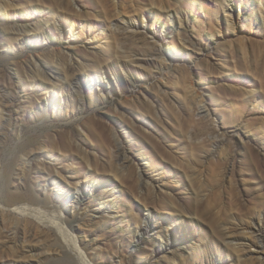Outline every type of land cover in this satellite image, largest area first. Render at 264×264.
<instances>
[{"label":"rangeland","instance_id":"374dc122","mask_svg":"<svg viewBox=\"0 0 264 264\" xmlns=\"http://www.w3.org/2000/svg\"><path fill=\"white\" fill-rule=\"evenodd\" d=\"M17 1L21 0H9L7 8L0 0V88L9 95L7 108H15L18 119L9 128L0 117V206L11 190L23 193L21 204L28 206L0 221V261L80 264L78 253L55 230L56 212L64 202L62 188L68 181L69 193L74 194L76 181L100 184L112 179L122 194L120 200L109 198L111 212L97 213L101 205L95 198L83 209L78 207L87 216L83 221L70 216L84 249L95 256L94 264H207L200 251L193 254L172 240L173 250L184 252L183 258L151 261L160 246L158 236L147 235L136 248L137 235L130 229L147 208L155 217L162 215L155 218L157 231L166 226L185 242L197 238L195 243L205 245L216 264H262L264 0H241V7L240 0H39L62 19L78 17L86 24L85 42L68 46L65 41L62 46V61L74 59L66 65L70 76L92 77V71L125 57L138 79L135 87L126 81L123 92L114 91L104 102L94 93L92 105L87 96V108L77 103L76 114L69 116L36 110L47 91H62L32 72L31 61L38 55L50 61L51 46L31 43L21 51L16 40L21 6L11 5ZM233 6L237 7L231 10ZM142 10L152 12L145 18L147 28L128 27L122 17L139 24ZM167 11H178L182 17L172 20L174 34L167 26L166 39L160 41L152 37L149 26L156 16L164 25ZM33 33L20 34L28 38ZM185 51L191 54L185 56ZM16 73L22 79L18 90ZM120 141L133 157L122 173L113 164L121 153ZM27 142L37 150L26 165L21 148ZM78 144L88 147L87 154ZM141 173L151 186L144 185ZM32 193L46 203H39ZM18 227L23 239L13 238ZM233 240L243 245L242 252ZM21 249L32 256H21Z\"/></svg>","mask_w":264,"mask_h":264},{"label":"bare ground","instance_id":"6f19581e","mask_svg":"<svg viewBox=\"0 0 264 264\" xmlns=\"http://www.w3.org/2000/svg\"><path fill=\"white\" fill-rule=\"evenodd\" d=\"M115 1V0H114ZM18 2V1H17ZM74 2V1H73ZM117 4V2H114ZM3 4L8 8L10 7L9 0H3ZM17 4V5H16ZM18 4L21 6V14L19 22H22V27L18 28L17 31L19 32L18 38H16L17 41H19V45L21 47V51H24L25 49L29 48V44L35 43L38 45V48L40 45H49L52 49V55L50 58V61H46L41 57V55H38V57H35L31 63H32V72L36 78H41L44 81H50L52 82L53 86L62 93H49L46 92L47 97L45 100H43L38 108L36 110L42 111V114L47 115L48 113H51L52 115H60L63 112H65L67 115H74L76 114V111L74 113L75 104L81 103L80 107L82 109L87 108V102L86 97L88 96L90 99L93 98L94 93L97 95L99 101L104 102L105 99H110L111 94H113L114 91L120 90L121 92L124 91V86L126 84V81L129 83L131 87H135L136 83L138 82L136 72L134 65H132L131 62H129L125 57H121L116 60L115 63H109L105 68L99 69L95 73L92 71L91 76H79L78 78L74 79L72 76L68 74L66 71V65L73 63L74 59L68 56L67 61L63 62L61 58L62 52H65V49L62 47L65 41H68V46L74 45L76 41L85 42V40L82 39L83 32L86 28V24L81 19H77L76 17H68L65 20L62 19L56 12H53L52 10L49 11V9H45V4L41 1L37 0L36 2H32L31 0H21L18 3L11 4L13 6H18ZM238 6L241 7V0L238 3ZM237 7V6H236ZM235 6L232 7L231 10L236 9ZM261 10V9H260ZM49 11V12H48ZM118 11V10H117ZM18 12V11H16ZM120 13V12H118ZM141 18L143 20L138 24L135 19H126L125 17H122L124 21L129 23L128 27L135 29L139 28H147V20L145 19L146 16L148 18L152 17V12L148 13L144 10L140 12ZM165 17V23L162 25V19L160 17L156 16V20L152 23L151 26H149V32L153 35L152 37L155 39H159L160 41L166 39L165 31L166 27L169 26V29H167L168 33H173L174 30L172 25V20L177 17L178 20L181 19V15L178 11L171 12L167 11L163 14ZM16 16V14H15ZM161 20V22H160ZM174 21V20H173ZM227 26L231 27V19L228 18L227 15ZM264 23V19H263ZM111 24V23H110ZM150 24V19H149ZM33 26V27H31ZM113 26V25H111ZM117 26V25H116ZM115 26V27H116ZM161 26L163 27V30L161 29ZM118 27V26H117ZM120 28V27H119ZM118 28V29H119ZM78 29L79 33L74 34V30ZM116 29V28H115ZM15 30V29H14ZM29 31L34 32L32 37H22L20 33L26 34ZM172 34V35H173ZM92 36H88L89 40ZM176 37V36H175ZM180 36H178L179 38ZM57 45L59 46L57 48ZM67 51V50H66ZM191 53L190 51H185V56H189ZM165 55V54H164ZM161 58L164 62L166 59L163 58L162 54L157 55ZM184 57V55H183ZM175 59H181V57L176 56ZM56 65L57 67L60 66V69L58 68H51L48 69V66ZM84 70L85 67L81 66ZM56 70H58L60 73H57ZM93 74L95 75V78L93 77ZM17 79H16V88L18 90V85H22V79L16 73ZM53 77L56 79L58 78L59 81L54 80ZM36 81V80H35ZM189 84V83H188ZM192 86V84H191ZM194 87V86H193ZM16 90L15 95L18 96V91ZM9 95L6 94L4 88H0V117L5 119V122L8 124L9 128L14 124V122H18V119L16 118V112L17 110L8 109V102H9ZM94 100V99H93ZM93 100L90 103L92 104ZM90 104V106H91ZM93 105V104H92ZM18 106V105H17ZM19 108V107H18ZM202 108V107H200ZM8 110V111H6ZM38 111V112H39ZM72 111V112H71ZM7 113V115H6ZM209 113V111H208ZM36 114V113H35ZM210 114V113H209ZM207 114V115H209ZM68 115V116H69ZM47 119V118H46ZM18 124V123H17ZM2 128V127H1ZM0 128V130H1ZM2 134V133H1ZM121 144V153L118 154L119 156L114 159V165L116 168L122 173L126 166V161H132L133 157L129 153V151L124 146L123 142L120 141ZM32 142H27L23 144L22 146V152L24 153L25 160L24 162L27 164H31L32 158H33V150L36 149L32 148ZM79 148L82 150L83 153L87 154L88 147L84 146L83 144H78ZM20 147V146H19ZM37 150V149H36ZM21 152V153H22ZM35 155V154H34ZM35 158V157H34ZM42 161V160H41ZM87 161L90 163V160L87 159ZM128 163V162H127ZM27 167V166H26ZM124 174V173H123ZM141 180L143 181L144 185L151 186L152 183L148 179L146 175L141 173ZM43 177V176H42ZM113 185L110 186V183L106 182H100V184H94L92 182L87 183H80L79 181H76L74 183V189L76 192L74 194H70L69 192L72 190H69L67 184L68 181L65 182V185L62 188L63 192V205L62 208L60 207V210L56 212L57 220H56V227L55 230L59 234V236L67 242L68 245H70V248L77 252V257L79 255V263L80 264H94L93 259L94 255L89 254L83 247L82 242L80 240V237L78 236V233L76 231V226L72 222L73 220L70 219V216H75V221H83L87 216H83V214L78 210V207L80 209H83L88 205V201H93L95 198L99 200L100 202V208L97 209V213L105 214L107 211L111 212L110 208L112 205L110 203V197H116L119 199L120 193L119 189L117 188L116 184H114V180L110 179ZM176 181V180H175ZM177 182H180L177 180ZM106 183V184H105ZM55 184V183H54ZM24 185V184H23ZM31 187V186H30ZM48 189V188H47ZM6 191V190H5ZM55 193V192H52ZM23 193L20 191H9L8 196L4 198L2 201V206H0V221L5 222L6 217L12 214H15L18 211L25 210V207L28 205H22L20 199L22 198ZM32 196L34 199L38 200L39 203H46L45 200H42L37 194L32 193ZM70 196H73L70 199ZM122 196V195H121ZM44 198V197H43ZM47 198V197H46ZM121 198V197H120ZM123 198V197H122ZM24 199V198H23ZM28 199V198H27ZM70 200V201H69ZM120 200V199H119ZM68 202L71 203V205H68ZM119 201L117 204L121 206ZM28 204V203H27ZM1 205V204H0ZM106 205H108L106 207ZM30 206V205H29ZM67 206H69V209L67 210ZM37 207V206H36ZM39 207V206H38ZM37 209V208H36ZM179 209V208H178ZM86 210V209H85ZM113 210V208H112ZM68 211V213H67ZM182 210H180L181 212ZM183 212V211H182ZM184 213H181L180 216H183ZM106 215V214H105ZM46 216V215H45ZM162 215L159 214L157 217H155V212L147 208L145 209V212H143L141 217H138L135 219V228H131L130 232L134 234V236L137 235V240L135 241L136 248L141 247L146 239L147 235L149 238H154L156 236L161 238L160 246L153 250V255L151 257V261H155L156 259L160 260L161 258L170 259L171 261L176 262L179 258H183L184 252L179 251L178 249H174L173 243L180 242L185 247H187L189 250L192 251L193 254L198 253L199 251V257L203 255L205 260L207 261V264H216L217 259L216 257L211 253L208 254L209 250L204 245L203 247H200L197 245L198 239L194 238L192 241L185 242L180 235L179 232L176 231H170L168 227L162 226L161 230L157 231L155 228L157 227V221H155V218H160ZM50 217V216H49ZM54 217V215H53ZM89 217H92L91 214ZM22 218V217H21ZM38 218V217H37ZM134 219V218H133ZM41 220V218H40ZM53 220V219H52ZM52 222V221H51ZM82 223V222H81ZM258 226V223L256 224ZM80 228V227H79ZM128 228V225H127ZM154 228V230H153ZM16 232L13 235V238H19L23 239L20 236V229L17 228ZM133 229V230H132ZM189 230V229H188ZM260 231V228L257 230H253V233H257ZM155 232H157V235H154ZM23 235V234H22ZM32 235L36 236V233H32ZM159 239V238H158ZM165 239V241H164ZM242 240V238H240ZM172 240L173 243L170 245V241ZM27 241V235L24 237V243ZM194 241V242H193ZM200 241V240H199ZM165 242V243H164ZM167 242V243H166ZM197 242V243H195ZM232 245L237 246L235 249L238 251V253L242 252L244 249L243 245L239 242H235L233 240ZM15 245L18 248H22V244H17V241ZM253 246V245H251ZM70 249V250H71ZM33 249L31 248L29 250V254ZM21 256H32L28 255V252L21 249ZM252 253V252H251ZM26 254V255H25ZM71 254V253H70ZM73 254V253H72ZM75 254V255H76ZM250 254V253H249ZM239 258L242 257V253L238 255ZM72 257V256H71ZM76 257V258H77ZM202 257V259H203ZM75 258V259H76ZM261 260V257H259ZM73 259V257H72ZM184 260V259H183ZM203 261V260H202ZM5 261H0V264H6ZM77 263V262H76ZM75 263V264H76ZM158 263V262H154ZM152 263V264H154ZM264 264V261L263 263Z\"/></svg>","mask_w":264,"mask_h":264}]
</instances>
